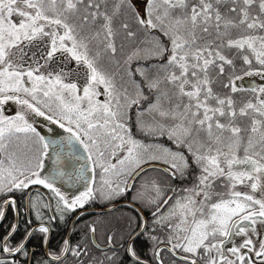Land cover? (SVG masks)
Wrapping results in <instances>:
<instances>
[{
	"label": "snow or ice",
	"instance_id": "obj_1",
	"mask_svg": "<svg viewBox=\"0 0 264 264\" xmlns=\"http://www.w3.org/2000/svg\"><path fill=\"white\" fill-rule=\"evenodd\" d=\"M145 5L142 15L133 0H0V219L17 208L14 193L32 185L50 197H27L38 219L53 200L63 220L93 199L131 191L138 220L124 212L86 225L93 244L98 227L105 233L99 255L85 238H65L37 264L69 256L121 264V249L131 264H264V83H238L264 80V0ZM121 32V52L138 38L143 46L118 59ZM37 40L47 44L39 58L30 51ZM54 58L74 62L84 82L66 66L41 71ZM8 101L13 115L4 114ZM36 117L65 135H42ZM60 181L83 188L69 193ZM17 229L12 222L0 234V264L30 256L35 229L18 238ZM39 232L47 243L50 227ZM141 237L151 242L148 259L137 253Z\"/></svg>",
	"mask_w": 264,
	"mask_h": 264
},
{
	"label": "flooded vegetation",
	"instance_id": "obj_2",
	"mask_svg": "<svg viewBox=\"0 0 264 264\" xmlns=\"http://www.w3.org/2000/svg\"><path fill=\"white\" fill-rule=\"evenodd\" d=\"M49 128L51 129V132L44 134L45 136L55 138L56 136L65 135V132L59 133L57 128L53 125L49 126ZM65 164L69 168L75 166L74 162L68 160H65ZM45 165L46 168L51 169L53 166V160L46 157ZM58 186H60L63 191L73 194L83 188L82 183L73 184L64 181H60ZM30 189L31 191L25 190L23 194L19 192L14 193L17 200V208H7L5 217L0 219V234H2L5 231V228L10 226L12 222L18 224L16 233L17 238L23 235L26 229H35L27 241V248L30 252V256L27 258L25 264H37V261L45 259V252L55 251L65 238L69 239L72 243H77L80 242L83 237L89 244V248L92 252L99 255L96 245H102L106 242L105 233L102 227H98L96 241L95 244H93L91 234L88 233L86 225L92 221H106L111 217L119 216L124 212L132 213V210L127 206L133 195V193L129 191L125 196L113 198L110 203L105 199H93L86 203L83 208H77L72 212L66 213L63 220L59 218V213L55 210V203L53 200L50 209H40L42 216L38 219L35 211L29 208L27 197L29 195L40 194L45 203L49 201L50 197L48 190L43 186L32 185L30 186ZM110 204L114 205V210L105 213L101 212V210L111 208ZM139 207L140 206H138V208ZM132 214L134 216L136 215V213ZM144 215H148L146 210H144ZM53 216H55L56 219H50ZM41 223L50 227L47 243L43 240L44 234L39 232V224ZM141 241H144V243L137 246V253L138 255H141L142 258L148 259L151 254V242L147 241L144 237H141ZM113 251H116V249L114 248ZM117 257L118 260L121 261V264H131L129 257L122 249L117 253ZM72 262L73 258L69 256L67 264H72Z\"/></svg>",
	"mask_w": 264,
	"mask_h": 264
},
{
	"label": "rangeland",
	"instance_id": "obj_3",
	"mask_svg": "<svg viewBox=\"0 0 264 264\" xmlns=\"http://www.w3.org/2000/svg\"><path fill=\"white\" fill-rule=\"evenodd\" d=\"M140 1L143 5L145 4L144 1H142V0H140ZM46 50H47V44L44 43L43 41H40V40L34 41L30 47V51L35 52L36 57H38V58L42 57L46 53ZM58 55L59 54H57V56ZM73 63L74 62L68 61V62H66V65L65 64L57 65V60H56V58H54L52 61H50L49 66L45 67L42 71L47 72L49 69L55 71L57 66H59L60 68H64L66 66L67 68L72 70L71 78L76 79L78 81V83L82 84L84 82L85 73L83 70L77 71L76 69H74L72 67ZM249 80L260 81L259 77H257V76H248V77L243 78L242 81H239L238 83H243V84L250 83ZM100 99H103V96H101ZM13 105H15V104L11 101H8L5 103V105H4V114L5 115H13L14 114L17 106H13ZM45 125H47V126H45ZM51 125L56 127L59 133L64 132L63 129L59 128V125L53 124L52 122L45 121L44 118H41V117L35 118V126L37 127L38 131L41 132L42 135L51 132V131H49V129H50L49 126H51ZM239 187L241 188L240 190H244V188L242 186H239ZM257 194H259V193H257ZM238 241H239V237H237V242Z\"/></svg>",
	"mask_w": 264,
	"mask_h": 264
},
{
	"label": "trees",
	"instance_id": "obj_4",
	"mask_svg": "<svg viewBox=\"0 0 264 264\" xmlns=\"http://www.w3.org/2000/svg\"><path fill=\"white\" fill-rule=\"evenodd\" d=\"M142 1H144L145 2V0H142ZM133 4H134V6H135V8L137 9V11H141V14L143 15V9L146 7V5L144 4H142L141 3V1L140 0H133ZM123 36V33L121 32L117 37H116V44H117V48H118V53H117V58L119 59L122 55H124L127 51H128V49H130L131 47H134V46H136V45H139V46H143V44L141 43V39L140 38H138L137 40H135V41H132V42H127L126 43V45H125V48H124V51L123 52H121L120 51V44H121V37ZM50 63V62H49ZM136 61L135 60H133L132 61V66L133 67H135L136 66ZM141 63H146V62H141ZM48 66H49V64H48ZM47 66V67H48ZM45 67H43V68H41V71L44 69ZM253 76H257V77H259V79H260V81H257V80H249V82L250 83H245L244 85L245 86H250L251 84H260V83H264V80H262L261 79V77L260 76H258V75H253ZM248 77V76H247ZM245 78V77H244ZM101 91H102V89H101ZM222 91H226V90H222ZM238 97H239V99H244V98H246L248 95H250V93H238V94H236ZM163 174L162 173H157V172H153V171H149L148 172V177H156V176H162ZM139 182V181H138ZM243 187V186H242ZM238 188H240L239 186H238ZM241 189V188H240ZM135 217H136V219H139V217H138V215L136 214L135 215Z\"/></svg>",
	"mask_w": 264,
	"mask_h": 264
},
{
	"label": "water",
	"instance_id": "obj_5",
	"mask_svg": "<svg viewBox=\"0 0 264 264\" xmlns=\"http://www.w3.org/2000/svg\"><path fill=\"white\" fill-rule=\"evenodd\" d=\"M49 138H51V137H49ZM114 209H115V207H114ZM114 209L111 207V208H107V209L101 210V212L105 213V212L112 211Z\"/></svg>",
	"mask_w": 264,
	"mask_h": 264
}]
</instances>
